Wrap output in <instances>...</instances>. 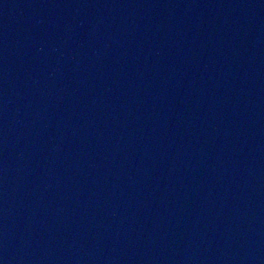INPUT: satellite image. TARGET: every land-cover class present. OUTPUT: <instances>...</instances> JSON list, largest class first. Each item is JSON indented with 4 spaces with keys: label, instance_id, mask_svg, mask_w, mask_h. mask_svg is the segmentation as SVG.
Wrapping results in <instances>:
<instances>
[{
    "label": "water",
    "instance_id": "water-1",
    "mask_svg": "<svg viewBox=\"0 0 264 264\" xmlns=\"http://www.w3.org/2000/svg\"><path fill=\"white\" fill-rule=\"evenodd\" d=\"M0 264H264V0H0Z\"/></svg>",
    "mask_w": 264,
    "mask_h": 264
}]
</instances>
